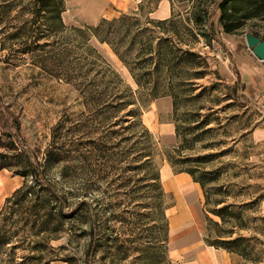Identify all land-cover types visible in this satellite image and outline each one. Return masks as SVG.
<instances>
[{
  "label": "rangeland",
  "instance_id": "rangeland-1",
  "mask_svg": "<svg viewBox=\"0 0 264 264\" xmlns=\"http://www.w3.org/2000/svg\"><path fill=\"white\" fill-rule=\"evenodd\" d=\"M64 2V24L69 28L80 29L95 27L102 20L111 21L121 16L135 17L144 23L147 19L162 20L174 16L184 19L190 7L189 0ZM3 3L4 0H0V6ZM140 4H143L141 10ZM15 5L10 19L17 23L14 16L21 5ZM212 19L217 29V15H213ZM115 28L113 25H107L105 28V33H108L110 39ZM0 29L5 30V26L1 25ZM170 30L172 28H169ZM8 31H11L10 28ZM248 32H255L264 38V20L248 21L234 34L226 35L218 31L217 38L211 40L209 47L205 45L202 37L192 44L184 31L180 30L178 34L169 32L174 43H177L178 39L183 40L182 43L186 44H182V49H186L190 44L192 50L199 55L193 62H181L183 72H173L171 78L178 95L176 117L179 125L188 126L183 121L188 117L187 114L195 110L201 114L211 111L215 115V119L211 117L213 120L209 125L213 131L206 134L202 142L197 144V150L202 154L217 153L208 169L219 171V180L210 185L212 191L209 204L205 208L212 209L215 202L221 200L223 202L216 206L217 209L225 205L231 206L230 212L225 214L226 221L207 212L217 224L209 227L211 235L219 232L220 235L226 236L230 231V239L243 237L246 250L243 256L239 255L242 258L241 264H264V61L257 59L246 46L244 36ZM74 37L72 32H68L66 39L71 41ZM154 37L165 36L160 30H156ZM1 38L2 35L0 45ZM42 42L45 41L41 40L40 43ZM89 44L120 74L126 84L134 90L138 89L128 67L114 52L115 48L128 61L130 56L124 52L130 46L128 41L122 40L111 45L92 36ZM20 47L16 45L15 49ZM137 47L134 45L135 49ZM0 57V97L11 111L19 116L20 132L16 136L17 143L33 151L43 168L45 178L60 195L66 197V215H69L75 202L84 197L96 216L98 236L103 247L91 263L140 264V249L153 245L159 249L165 261L176 264L170 258L168 242V218L173 211L175 199L172 194L164 191L161 178L175 174L166 160L165 148L176 145L178 139L175 136L173 108L171 107L169 116L157 109L156 100L165 97L162 96V90L156 99L147 92V106L141 111L142 123L149 128L155 144V149L150 154L153 166L147 167L145 161L150 157L140 159L138 147L135 145L136 139L140 137L139 127L126 130L124 127L129 122L118 124L119 118L115 116L112 122V130L115 133L111 135V144L99 145L98 141L105 135L106 128L99 120H95V123L89 121L91 116L85 100L73 84L68 83L64 77L56 78L48 70L34 65L29 54L17 52L8 57V51L5 50L0 53ZM195 71L202 75L194 78ZM237 74L241 80L248 82L242 104L230 99L225 89L236 82ZM179 80L183 82L179 84ZM190 82L200 87L193 90L189 86ZM201 88L202 94L194 98L193 95ZM157 116L160 122L170 120L173 125L171 137L160 135L153 129L152 125ZM79 121L80 131V123L77 124ZM58 123L59 128L54 130ZM124 137H129V140L123 141ZM79 138H83L84 146L88 149V159L82 161L80 172H75L73 145ZM205 143L211 146L200 148ZM54 147H60L61 153L64 154L61 155L63 160L59 163L46 161V151ZM0 152L8 150L0 148ZM124 152L126 156H123ZM154 171L159 175L158 181L150 179ZM0 173L14 175L8 169H2ZM17 176L22 185L24 178ZM27 180L29 185H34L30 177ZM218 187L223 190L221 194H218ZM196 191L200 222L203 225L202 234L205 236L208 232L203 210L204 197L198 185ZM4 203L0 205V210ZM233 214L238 215L237 218L233 217ZM64 223L66 230L56 239L48 240L44 260L51 259L52 264H68L61 259L69 257L72 264H85L88 238L80 233L82 229H89L87 217L83 216L78 221L71 216L66 217ZM4 249L0 254V264L23 263V256L27 252L16 240L7 244ZM145 264H156V261L148 259Z\"/></svg>",
  "mask_w": 264,
  "mask_h": 264
},
{
  "label": "trees",
  "instance_id": "trees-1",
  "mask_svg": "<svg viewBox=\"0 0 264 264\" xmlns=\"http://www.w3.org/2000/svg\"><path fill=\"white\" fill-rule=\"evenodd\" d=\"M189 2L190 7L184 19L174 16L162 20L147 19L144 23L135 17L121 16L111 21L102 20L95 27L80 29L69 28L64 24L62 19L65 9L64 0H4L0 6V26H5V30L0 29V35H2L0 53L7 50L8 57L17 52L29 54L34 65L48 70L56 78L64 77L68 83L73 84L85 100L86 108L91 116L89 121L95 123V120H99L106 128L105 135L98 141L99 145L111 144V135L115 133L112 130L115 116L119 118L118 124L129 122L124 127L126 130L139 127L140 137L136 139L135 145L138 147L140 159L150 157L152 150L155 149L150 131L143 125L141 119V111L147 106L145 96L147 92H150L149 94L156 99L160 90H162V96H170L178 143L165 148L166 160L175 173H188L203 193V210L208 232L204 236L205 243L243 256L246 250L243 237L230 239L232 236L230 231L228 235L223 236L219 232L211 235L209 230L212 224H217L212 221L208 213L226 221L225 214L230 212L231 206L225 205L217 209L216 206L223 202L221 200L216 201L212 209L205 208L209 204L212 191L210 185L219 180V171L208 169V165L217 153L202 154L198 152L197 144L202 142L206 134L213 131L209 125L212 118L215 119V115L211 111L201 114L195 110L187 114L188 117L183 121L188 126L182 127L177 123L178 95L174 90L171 75L173 72H183L181 62H193L199 55L192 50L190 44L186 49H182V44H186L182 43L183 40L178 39V42L174 43L169 32L178 34L180 30L184 31L192 44L202 37L205 45L209 47L211 40L217 38L218 31L226 35L234 34L240 31L248 21L264 20V0H189ZM15 4L21 5L20 10L14 16L17 23L10 19ZM141 9H143V4H140ZM213 15H217V29L212 19ZM107 25L116 27L111 32V39L108 33H105ZM8 28L11 31H8ZM169 28L172 30L169 31ZM156 30H160L165 37H154ZM68 32H72L75 36L70 39L71 41L66 39ZM252 33L258 35L255 32ZM92 36L102 43L111 45L122 40L129 42V48L124 51L130 56L128 61L115 48L114 52L128 67L138 89L134 90L126 84L120 74L89 44ZM41 40L45 42L40 43ZM16 45L21 47L15 49ZM134 45L138 46L137 49ZM236 73H238L237 69ZM201 75L199 71H195L194 78ZM237 76L236 82L230 87L226 86L225 89L230 99L242 104L243 93L248 84L241 80L238 74ZM179 81V84L183 82V80ZM189 86L193 90L200 87L194 82H190ZM202 90L203 88L194 94V98H198ZM121 113L123 114L120 115ZM79 123L78 131L81 130V121L77 124ZM59 126L60 123L55 126L54 130ZM19 132V116L11 111L0 97V148L8 150V152H0V170H11L14 175L24 178L22 185L5 199L4 206L0 210V254L4 252L7 244L16 240L27 252L21 264H52L51 259L44 260L48 240L56 239L66 230L64 223L66 217L71 216L78 221L79 218L86 216L89 229L88 231L82 229L80 234L88 238L85 264H92L93 258L103 247V243L98 236L96 216L91 211L89 203L84 197H79L80 199L75 202L69 215H66L64 211L66 197L60 195L45 178L43 168L33 151L17 143L16 136ZM128 140L129 137L123 139L126 142ZM84 145L83 138H79L73 145L75 172H80L82 161L88 159L86 155L88 149ZM210 146L209 143H205L200 148L206 149ZM60 153V147L48 149L46 161L59 163L63 160L61 155H64ZM123 156H126V152ZM151 160L150 157L145 161L147 167L153 166ZM18 164L22 165L16 167ZM154 172L150 175V179L158 181L159 175L156 171ZM28 177L34 185H29ZM218 188H220L217 189L218 194H221L223 190L221 187ZM237 216L233 214V217L237 218ZM138 259L140 264H145L148 259H154L156 264H169L159 249L153 245H146L140 249ZM61 260L72 264L69 257ZM9 264L13 263L9 262Z\"/></svg>",
  "mask_w": 264,
  "mask_h": 264
},
{
  "label": "crops",
  "instance_id": "crops-1",
  "mask_svg": "<svg viewBox=\"0 0 264 264\" xmlns=\"http://www.w3.org/2000/svg\"><path fill=\"white\" fill-rule=\"evenodd\" d=\"M156 102L159 112H165L169 116L172 112L171 98L165 96ZM156 119L153 129L160 135L171 137L173 125L170 120L160 122L159 116ZM161 183L164 191L172 194L175 199L173 211L168 218V242L172 261L176 264H241L242 258L238 254L205 243L197 201V184L191 176L185 172L165 175L161 178ZM20 186L21 181L17 175L0 173V205Z\"/></svg>",
  "mask_w": 264,
  "mask_h": 264
},
{
  "label": "water",
  "instance_id": "water-1",
  "mask_svg": "<svg viewBox=\"0 0 264 264\" xmlns=\"http://www.w3.org/2000/svg\"><path fill=\"white\" fill-rule=\"evenodd\" d=\"M244 38L246 46L251 50L252 54L260 61H264V38L252 32L246 33Z\"/></svg>",
  "mask_w": 264,
  "mask_h": 264
}]
</instances>
